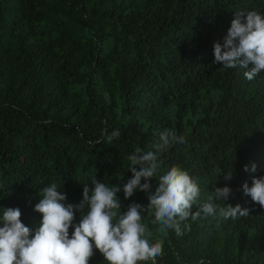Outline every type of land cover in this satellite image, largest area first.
<instances>
[{
    "label": "trees",
    "instance_id": "16d2710c",
    "mask_svg": "<svg viewBox=\"0 0 264 264\" xmlns=\"http://www.w3.org/2000/svg\"><path fill=\"white\" fill-rule=\"evenodd\" d=\"M253 10L264 14V0H0V215L19 208L34 233L44 187L76 204L94 176L120 185L132 176L126 157L156 152L175 129L185 143L157 153L158 175L175 165L196 180L193 212L227 186L228 199L211 202L249 216L201 214L177 236L142 213L150 241L163 242L155 264H264V208L242 189L264 175V72L249 81L247 69L212 63L235 13ZM147 195L117 193L122 210ZM89 264L107 262L94 250Z\"/></svg>",
    "mask_w": 264,
    "mask_h": 264
},
{
    "label": "clouds",
    "instance_id": "9594fccd",
    "mask_svg": "<svg viewBox=\"0 0 264 264\" xmlns=\"http://www.w3.org/2000/svg\"><path fill=\"white\" fill-rule=\"evenodd\" d=\"M213 64L225 69L240 67L247 69L243 76L251 81L264 72V14L258 11L236 12L227 30L223 43L213 44ZM119 129L105 134L104 139L111 144L119 139ZM101 141H97L99 143ZM172 143H185V137L175 129H164L159 133V142L154 145L156 152L136 149L126 157L130 161L131 178L120 185L109 186L91 178V186L85 184L79 203H65L66 194L58 191V185L50 184L42 189V197L35 204L34 211L41 214L39 226L34 230L25 226L19 208H7L0 215V264H89L94 250H98L107 264H139L155 261L163 255V242H151L152 233L142 222V213L150 211L160 231H175L183 234L181 223L188 218L196 220L204 216H219L232 220L249 216V209L214 204L211 201L227 200L231 189L227 186L216 188L209 195V202L198 204L200 187L190 174L179 166H171L159 174L158 152L164 151ZM255 172L247 165L244 171ZM220 171V170H219ZM157 186L151 190L149 181L157 177ZM232 178V171L224 175ZM143 181V182H142ZM243 194L264 208V175L251 178L242 185ZM139 190L147 193V205L136 202L122 210L117 196L123 192L128 199ZM80 220L74 223L75 213ZM187 227V225H186ZM72 229L71 234L69 229Z\"/></svg>",
    "mask_w": 264,
    "mask_h": 264
}]
</instances>
